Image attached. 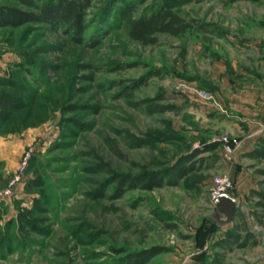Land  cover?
Segmentation results:
<instances>
[{"label":"rangeland","instance_id":"1","mask_svg":"<svg viewBox=\"0 0 264 264\" xmlns=\"http://www.w3.org/2000/svg\"><path fill=\"white\" fill-rule=\"evenodd\" d=\"M159 1L91 0L80 44L58 24L0 27V91L26 103L0 121V189L28 153L25 181L0 198V264H130L128 253L150 247L162 250L137 264H175L229 233L264 247V208L256 203L263 162L240 160L247 174L238 179L228 172L242 196L220 239L207 187L237 165L218 150L201 151L198 168L174 184L145 190L111 179L162 173L226 133L202 128L207 113L214 119L184 92L211 91L227 75L217 63L242 60L241 31L264 19V0H191L175 11L206 30L158 32L154 44L129 38L120 8L130 4L137 16ZM0 5L29 9L17 0ZM151 69L161 74L147 75ZM134 80L143 83L129 88Z\"/></svg>","mask_w":264,"mask_h":264},{"label":"trees","instance_id":"2","mask_svg":"<svg viewBox=\"0 0 264 264\" xmlns=\"http://www.w3.org/2000/svg\"><path fill=\"white\" fill-rule=\"evenodd\" d=\"M20 4L29 7V9H20L14 5H0V27L12 26L17 27L27 23H46L50 26L58 24L71 41L80 44L84 41V30L89 26L91 20L87 19L86 10L91 6V0H17ZM191 0H160L156 6L138 14L131 15L133 8L130 4L120 8L119 16L125 19L127 36L139 44H154L156 34L166 33L168 35H180L186 33L189 29L197 31L206 30L203 23H198L193 18H184L175 11L177 6L185 4ZM235 1V0H228ZM244 1V0H243ZM258 2L260 0H247ZM203 26V27H202ZM161 74L159 69H151L147 75ZM143 83L134 80L129 88H134ZM130 91L127 92L130 96ZM26 103L21 96L11 94L7 91H0V121H5L14 110L25 107ZM160 110V109H159ZM154 111V110H153ZM220 144L207 143L204 147L193 148L187 154L179 155L176 161L171 163L162 173H139L129 176L121 172H111L112 181L126 187L137 185L145 190L161 187L164 184H174L175 179L184 177L187 173L198 168L196 160H193L201 151L214 150ZM246 158H252L256 163H264V133L259 136L255 145L243 154ZM199 159V158H198ZM201 160V159H199ZM262 173V170H257ZM260 200L257 205L264 208V194L256 192ZM262 199V200H261ZM264 226V221L261 222ZM211 225H216L211 223ZM230 238L232 233L227 234ZM236 238H232V240ZM242 241L237 244H242ZM162 249L150 247L135 253H128L126 259L131 261L130 264H137L146 257L155 254Z\"/></svg>","mask_w":264,"mask_h":264},{"label":"crops","instance_id":"3","mask_svg":"<svg viewBox=\"0 0 264 264\" xmlns=\"http://www.w3.org/2000/svg\"><path fill=\"white\" fill-rule=\"evenodd\" d=\"M254 25L255 30L246 26L241 31L244 39L241 47L242 60L227 59L226 67L222 65V68L220 63H217L218 74L225 69L227 75H221L215 87L211 91L207 90L209 97H200L198 89L193 85H189L188 90L184 92L188 100L194 101L202 112H210L212 115V121L207 119L210 117L208 113L201 118L203 122H208L201 126L202 128L238 137L237 146L231 155V163L236 165L240 164V160L247 159L243 154L248 152L255 145L256 139L264 133V19L261 17ZM214 150H218L220 158L225 160L223 155L221 156L220 145ZM231 166L227 164V173L235 175L237 179L247 174L241 166L237 165L235 172ZM234 188L239 200L242 191L236 186ZM230 223L218 226L219 239L223 237V231L231 227ZM232 238H222L219 243L213 239L208 248L206 245L203 248H194V257L174 263L264 264V247L258 238H238L236 241H242L241 245ZM233 242L234 245L231 244ZM204 249L205 252H202Z\"/></svg>","mask_w":264,"mask_h":264},{"label":"built area","instance_id":"4","mask_svg":"<svg viewBox=\"0 0 264 264\" xmlns=\"http://www.w3.org/2000/svg\"><path fill=\"white\" fill-rule=\"evenodd\" d=\"M200 97H209L206 90H198ZM217 142L220 144L222 155L225 159H231V155L234 152L235 147L238 143V137L236 135H230L228 133H220L216 138ZM28 153H23L17 161V166L7 179L4 187L0 189V198L11 196L16 186L22 184L25 180V170L27 162ZM207 199L213 207H215L221 197H227L232 202L237 204V194L234 191L233 180L228 173H220L213 175L208 183Z\"/></svg>","mask_w":264,"mask_h":264},{"label":"water","instance_id":"5","mask_svg":"<svg viewBox=\"0 0 264 264\" xmlns=\"http://www.w3.org/2000/svg\"><path fill=\"white\" fill-rule=\"evenodd\" d=\"M217 203L218 204L212 209L211 217L218 226H221L232 220L237 204L227 197H221Z\"/></svg>","mask_w":264,"mask_h":264}]
</instances>
